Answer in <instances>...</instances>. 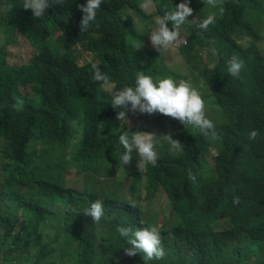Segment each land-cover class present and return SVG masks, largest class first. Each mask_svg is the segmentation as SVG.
I'll use <instances>...</instances> for the list:
<instances>
[{"label": "trees", "instance_id": "16d2710c", "mask_svg": "<svg viewBox=\"0 0 264 264\" xmlns=\"http://www.w3.org/2000/svg\"><path fill=\"white\" fill-rule=\"evenodd\" d=\"M145 2H150L155 9L149 15L141 9ZM179 2L103 0L92 27L82 34L73 32V26L77 24V16L82 15L77 5L84 0H62L61 4L46 8L49 15L40 18L25 11L22 0H0L1 28L10 33L20 32L37 50L28 63L13 66L6 61V48L0 46L1 181L18 178L37 167L31 189L41 195L70 169L100 167L126 171L136 154L133 149L130 160L120 164L119 153L123 149L115 145L118 136L113 122L117 119L109 103L111 91L131 85L138 71L155 78L169 76L177 82L185 81L205 89V98L213 103L211 114L218 108L223 117L218 119V127L214 126L219 133L217 139L207 143L187 137L178 126L170 129L171 125L161 121L157 112L130 113L145 122L133 127V120L127 121L124 131L129 135L135 131L150 134L155 129L167 128L172 139L183 142V150L170 153L169 145L158 147L160 159L152 167L158 181L152 183L150 176L146 178L144 197L136 207L116 191L93 190L91 200L86 190L79 192L76 201L68 207L69 228L57 229L58 249L68 252V261L60 255L46 254L40 238L33 234L25 246V238L19 233L18 211L30 221L48 217L40 209V199L21 202L11 213L3 206L2 196L6 191L0 190V264H17L16 258L25 253L27 264H143L125 255V244L116 227H132L135 217L144 215L151 223L159 215L163 216L161 230L167 252L151 264H264V54L259 48L264 0H189L192 13L182 24L187 41L179 47L187 67L184 74L167 66L162 57L144 44L139 45L134 29L136 21L152 23V17ZM220 6L224 8L223 14H218L207 30L198 33L193 29L192 17L199 20L203 15L218 13ZM57 29L62 34L54 40L52 34ZM211 42H215L216 55L209 51ZM240 42H244V47ZM77 43L80 52L76 49ZM50 44L59 55L51 50ZM82 53L92 55L108 76L107 84L92 81V61L79 66ZM232 55L243 61L239 78L225 75L226 60ZM208 59L213 60L212 67ZM81 80L87 86L82 89L80 100L74 89ZM24 89L30 93L24 94ZM61 98L82 107L88 132L79 137L69 125L77 118L58 114L64 120L58 127L60 134L52 140L50 161L46 162L44 156L37 155L36 137L49 129L45 110ZM249 108L258 111L247 112ZM120 110L116 108L115 112ZM101 126L109 128L101 130ZM253 129L257 131L254 140L248 138ZM27 146L28 155L25 154ZM209 147L216 150L212 166L206 157ZM110 154L117 157L116 165L106 163ZM187 170L196 176L195 181L187 178ZM127 176L132 174L127 172ZM22 191L10 192L9 201L13 202ZM157 192L166 197L167 212L168 207L171 209L168 217L147 205ZM64 195L65 192L58 193L59 197ZM233 197H238V203H232ZM96 199L102 200L107 208V217L99 225L83 221V209Z\"/></svg>", "mask_w": 264, "mask_h": 264}, {"label": "clouds", "instance_id": "9594fccd", "mask_svg": "<svg viewBox=\"0 0 264 264\" xmlns=\"http://www.w3.org/2000/svg\"><path fill=\"white\" fill-rule=\"evenodd\" d=\"M102 2L103 0H84L83 4L77 5L82 11V15L77 16L78 21L77 24L73 26V32L84 34L92 27L91 23L95 20L97 10L100 8ZM61 3L62 0H22L21 7H23L25 11L31 13L32 17L40 18L43 15H49V13L45 11L46 8H49L53 4ZM223 12L224 8L220 6L218 8V13L213 12L203 15L199 20L192 17L191 26L198 33L204 32L210 25L215 23L217 15L223 14ZM191 13L192 8L189 6V0H181L175 7L172 6L164 10L162 14L154 18V26L148 31L149 40L144 44L149 51L153 52L158 57H162L165 64L164 54L175 49L182 60L186 72L187 67L182 56L179 54V47L186 44V28H184L185 26H182V24L188 20L187 17ZM1 27H3V25L0 21V33L5 35V41L7 43L13 41V35L16 33L23 36L18 31L10 33L8 30ZM56 32H60V35L57 38H53V33L52 38L54 40H57L62 34L58 29ZM68 32H70L69 29ZM260 32L259 48L264 54L261 49ZM28 43L30 44L29 41ZM30 46L36 51L35 54H37V50L31 44ZM76 47L80 52L81 49L78 43ZM209 51L213 55H216L215 42H211ZM88 55L92 57L91 54ZM92 62V81L107 84L108 76L100 70L93 57ZM208 64L212 67L213 60L208 59ZM166 65L174 68L178 73H181L178 66ZM226 65V77H240L243 67V61L240 58L232 55L226 60ZM205 94V89L193 87L188 82H177L169 76L155 78L150 74L148 75L142 71H138L131 85H124L111 91L109 104L112 106L113 115L117 120L122 122L127 119L126 113L124 110L115 112L116 108L127 109L133 113H146L149 115L157 112V116L161 121L171 125L170 129L178 126L181 132L187 137L191 139L199 138L209 143L217 139L219 133L214 130V126L218 127L219 124L214 122L210 109L206 107L208 101L205 98ZM170 129L164 128L161 131L152 132L150 134L142 131H135L132 135H129L127 130L121 132L115 144L117 149H120V147L123 149V152L119 153L120 164H126L130 160L133 149L135 150L136 156L128 165L127 170L135 166L154 167L157 165L160 159L158 149L160 145H169L168 151L170 153L182 151L183 142L179 139H172L169 134ZM256 137L257 131L255 129L248 133L249 139L254 140ZM209 151H214V155L210 159ZM215 155L216 150L209 147L206 151V157L211 166L213 165L212 159ZM187 178L192 181L196 180V176L191 170H187ZM156 194H161L166 199L164 194L159 192L154 193L151 199ZM151 199L147 202V205L155 211L162 212L151 206ZM232 203H238V197H233ZM162 213H167V205L166 211ZM83 214L85 215L84 218H90L88 222L99 225L107 217V208L102 200L96 199L87 204L83 209ZM158 217L163 219L162 215ZM157 219L154 223H151L148 217L144 215L142 217H135L132 227H116V232L119 234V237L123 238V243L125 244V255L143 264H151L154 260H160L165 255L167 252L165 234L161 230L162 224L159 228L156 227Z\"/></svg>", "mask_w": 264, "mask_h": 264}, {"label": "rangeland", "instance_id": "374dc122", "mask_svg": "<svg viewBox=\"0 0 264 264\" xmlns=\"http://www.w3.org/2000/svg\"><path fill=\"white\" fill-rule=\"evenodd\" d=\"M141 9L147 15L151 14L155 11L154 6L150 2H145L141 5ZM156 17V16H155ZM152 17V23L148 22H140L136 21L134 24V29L136 32V36L139 38L138 44L143 45L149 40V33L151 27H153L154 18ZM144 31V35L141 37L142 32ZM60 35V32H55L53 38H57ZM261 49L264 52V22L261 26ZM4 46L6 48L5 58L8 64L13 66H22L30 60L32 55L36 53V51L30 46L28 41L19 34L13 35V41L11 43H6L5 35L0 33V46ZM239 45L244 47V42H240ZM50 48L56 55H59V52L55 51L52 44H50ZM164 58L166 64L168 65H176L179 68L181 73H185L186 70L182 63L181 58L178 56L175 49L169 51L164 54ZM92 61V57L88 54H82L79 58V64L83 65L86 63H90ZM86 84L83 80L80 81L79 84L74 89L75 94L80 98L82 96V89L86 88ZM24 94H29L28 89L22 90ZM73 101H66L64 99H58L53 101L45 110V121L49 122V129L47 131H41L37 134L35 149L38 151L37 155H42L45 157L44 161L49 162L51 158L50 146L53 138H55L58 134V127H61L63 122V115L58 114H68L71 119L77 118L75 122H70L69 125L72 131L77 132L79 137H82L88 131V124L86 123L87 116L83 113L82 107L77 105H72ZM213 103L209 100L206 103V107L211 109ZM126 113L127 119L125 121L117 120L113 122V127L117 132V136L121 132L124 131V128L127 124V121L133 120L132 126L136 127L145 122V119L130 116V112L127 109H122ZM212 111V110H211ZM250 111H258L256 108H249L246 110ZM213 112V120L214 122L219 124V120H222V111L218 108H215ZM219 119V120H218ZM110 127V124H109ZM109 127L101 126V130L108 129ZM157 131H161L159 129H155ZM2 137L0 136V140ZM27 152L25 153L28 155ZM108 149H102L105 151ZM214 155V151H209V159ZM64 157H68V155H64ZM132 168V167H131ZM38 172L37 167H33L32 169L25 172L24 175H19L18 178H7L4 181L0 180V190L6 191V194L2 196L5 199L4 208L8 209L11 213L14 212L15 207L19 206L21 202H31L35 199H40V209L44 212L48 217L44 220L35 219V220H27L24 219L22 213L20 211L17 212L18 217V226L20 227L19 233L24 239V244L27 246L29 244V236L33 234L40 238V242L43 245L44 251L49 256L60 255L64 258V261L69 260L68 252L64 250H59L60 241L57 234V229L62 227L64 230H67L70 226V218L68 214V207L71 206L75 201L79 192L85 191L86 194L89 195V200H91L94 196L92 194L93 190H100L101 192H111L116 191L121 194L123 200L128 202L131 206H138L143 199V187L145 184V180L148 176L152 178V183H156L158 181L157 175L152 167H133L130 170L126 171H108L103 170L100 167L89 168V169H70L64 171L63 174L60 175L57 183L48 189L46 192L38 195L35 191L31 189V183L33 181L34 175ZM127 172L132 174V177L127 176ZM110 175H113V178H110ZM23 190L19 195L16 194V199L13 202L9 201L11 198L10 192L17 193L20 190ZM65 192L64 196L59 197L58 193ZM108 199H112L108 197ZM166 199L161 194H156L151 199V206L157 210H161L162 212L166 211L165 205ZM86 204V203H85ZM83 204V207L85 206ZM170 207H168V212L164 214L165 217L170 215ZM173 215L176 216L177 212L172 211ZM85 217V215H83ZM90 218H84V222H88ZM24 221V222H22ZM163 220L161 217H158L156 222V227L159 228L162 224ZM28 255L25 253L20 257L16 258V263L27 264Z\"/></svg>", "mask_w": 264, "mask_h": 264}, {"label": "crops", "instance_id": "0c3cea01", "mask_svg": "<svg viewBox=\"0 0 264 264\" xmlns=\"http://www.w3.org/2000/svg\"><path fill=\"white\" fill-rule=\"evenodd\" d=\"M117 157H114L113 154H110L106 158V163L109 164L110 166L116 165ZM115 169V168H113Z\"/></svg>", "mask_w": 264, "mask_h": 264}]
</instances>
